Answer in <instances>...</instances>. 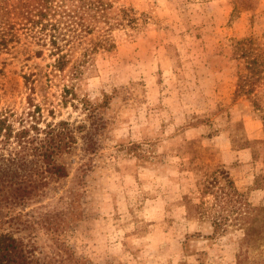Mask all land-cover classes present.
<instances>
[{
	"label": "rangeland",
	"instance_id": "rangeland-1",
	"mask_svg": "<svg viewBox=\"0 0 264 264\" xmlns=\"http://www.w3.org/2000/svg\"><path fill=\"white\" fill-rule=\"evenodd\" d=\"M64 2L83 4L74 44L100 47L72 98L25 34L0 54L1 104L20 112L28 81L44 115L68 120L77 136L61 157L68 176L24 207L32 227L22 234L93 264H264V59L254 68L257 51L243 43L264 31L260 3ZM250 76L254 94H237ZM239 176L262 198L237 189ZM213 217L225 232H214Z\"/></svg>",
	"mask_w": 264,
	"mask_h": 264
},
{
	"label": "trees",
	"instance_id": "trees-1",
	"mask_svg": "<svg viewBox=\"0 0 264 264\" xmlns=\"http://www.w3.org/2000/svg\"><path fill=\"white\" fill-rule=\"evenodd\" d=\"M64 1L0 0V54L4 51L10 53L14 44L20 41L21 33L25 34L38 46L34 51L37 56H42L44 50L48 51L52 59L48 63L50 73L62 77L63 91L71 94L72 98L73 86L89 71L100 47L87 45L80 50L78 44H74L76 40L83 41V35L76 30L82 22L81 13L75 11L83 4L67 7ZM261 2L233 0L235 7H251L260 3V9H264ZM103 40L104 49V44L110 39L104 37ZM243 43L248 49H256L250 63L257 68L260 60L264 59L261 52L264 49V31ZM260 72L253 69L251 74L256 73L258 78ZM3 76L0 68V79ZM250 79L252 76L241 79L237 94H254L256 79ZM25 85L29 93L26 106L20 112L10 104H1L0 94V264H93L90 259L77 256L67 244L54 243L55 249L46 251L34 234H22L23 230L32 227L24 207L43 189L68 176L67 166L61 162V157L71 154L77 143L75 127L65 119L55 121L51 110V119H48L33 96L32 84L25 81ZM0 89L5 92L3 87ZM257 101L258 97L253 100L254 103ZM228 184L233 188L232 194L240 195L233 180ZM210 190L203 189L202 193H211ZM216 218L213 217L211 222L214 232H225L226 223ZM105 264L120 263L107 260Z\"/></svg>",
	"mask_w": 264,
	"mask_h": 264
},
{
	"label": "crops",
	"instance_id": "crops-1",
	"mask_svg": "<svg viewBox=\"0 0 264 264\" xmlns=\"http://www.w3.org/2000/svg\"><path fill=\"white\" fill-rule=\"evenodd\" d=\"M262 5L264 7V0H262ZM245 151H243L242 153H244ZM231 160V159H230ZM251 159L250 158H241V159H238L237 162L243 164V165H249V163H251ZM224 162H226V160H224ZM227 163V162H226ZM232 164V162H231ZM235 181V184L237 186V189L239 190H248V189H251L250 190V195H251V198L255 197L257 198L258 200L262 198V195H263V191L261 189H252V188H249V184L250 182L252 181L251 178H249V176H239V177H236L234 179Z\"/></svg>",
	"mask_w": 264,
	"mask_h": 264
}]
</instances>
